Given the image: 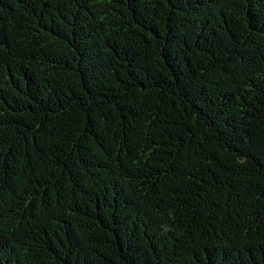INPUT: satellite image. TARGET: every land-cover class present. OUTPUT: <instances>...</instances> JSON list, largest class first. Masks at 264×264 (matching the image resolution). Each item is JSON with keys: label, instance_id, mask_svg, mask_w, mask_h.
I'll return each instance as SVG.
<instances>
[{"label": "trees", "instance_id": "obj_1", "mask_svg": "<svg viewBox=\"0 0 264 264\" xmlns=\"http://www.w3.org/2000/svg\"><path fill=\"white\" fill-rule=\"evenodd\" d=\"M0 264H264V0H0Z\"/></svg>", "mask_w": 264, "mask_h": 264}]
</instances>
